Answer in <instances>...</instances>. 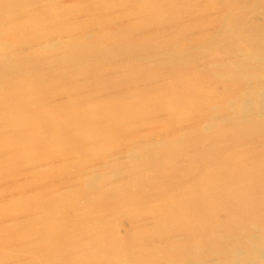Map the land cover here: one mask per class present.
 I'll use <instances>...</instances> for the list:
<instances>
[{"label":"rangeland","instance_id":"rangeland-1","mask_svg":"<svg viewBox=\"0 0 264 264\" xmlns=\"http://www.w3.org/2000/svg\"><path fill=\"white\" fill-rule=\"evenodd\" d=\"M263 42L264 0H0V264H264V176L211 174L264 133L199 143Z\"/></svg>","mask_w":264,"mask_h":264},{"label":"bare ground","instance_id":"bare-ground-1","mask_svg":"<svg viewBox=\"0 0 264 264\" xmlns=\"http://www.w3.org/2000/svg\"><path fill=\"white\" fill-rule=\"evenodd\" d=\"M158 3V2H157ZM159 9V7L157 8ZM24 12V11H23ZM28 14V13H27ZM27 17V16H26ZM244 35V34H243ZM246 36V35H245ZM242 38V37H241ZM240 40V39H239ZM247 40V39H246ZM250 40V38H249ZM225 41V40H224ZM226 42V41H225ZM231 42V41H230ZM237 42V41H236ZM239 42V41H238ZM249 42V41H248ZM48 42H46L47 44ZM250 43V42H249ZM264 43V42H263ZM39 44V43H38ZM45 44V42H44ZM221 44V43H220ZM247 44V43H246ZM41 45V44H40ZM51 45V44H50ZM242 46V44H240ZM256 45V44H255ZM262 45V44H261ZM37 46V45H36ZM35 46V47H36ZM34 47V48H35ZM38 47H41L38 45ZM37 47V48H38ZM240 48V47H239ZM236 49V48H235ZM246 50V49H244ZM248 50V49H247ZM13 52V51H12ZM248 52V51H246ZM7 53V52H6ZM11 53H9L10 55ZM249 55V53H248ZM245 57V56H244ZM259 58V57H258ZM249 58H246V60H248ZM255 62H258V59L256 61V58H252ZM262 59V57H261ZM260 59V60H261ZM263 61V60H262ZM264 62V61H263ZM250 63V62H249ZM261 63V62H260ZM256 64V63H255ZM258 64V63H257ZM264 64V63H263ZM261 65V64H260ZM264 80V79H263ZM261 83V82H260ZM264 84V82H263ZM246 86V85H245ZM194 87V86H193ZM248 87V86H247ZM258 87V86H256ZM255 87V88H256ZM250 87H248L246 90V92H242V96H240L241 98H239V101L240 102V105L239 108H240V116L238 118V120L234 121V124L232 126H227L225 129H223L222 131L218 132L217 133V137H215L216 139L214 140L213 137H210L208 135H205V134H202V138L199 140V143H211L210 146L212 147V143H216V141L218 140V138H223V137H226L228 139H238V140H244L243 138H246L247 136H254L256 137L257 135L260 136L259 134L260 133H264V85L263 86H260L259 87V90H257V92L255 94H252L251 95V92H249ZM194 89L196 90L197 88L194 87ZM244 90V89H243ZM251 90V89H250ZM247 93H250V97L252 96L253 97V102H252V99L249 97V95ZM252 93H253V90H252ZM240 95V93H239ZM248 98V99H247ZM249 98L251 99L249 102ZM250 103V104H249ZM252 103H255V108L253 107H250L252 105ZM249 110H254L253 112L255 114L253 115H248L246 116V114L248 113ZM251 114V112H250ZM244 115V117H243ZM246 116V117H245ZM215 117H219V114H216ZM253 118V119H251ZM224 123L225 121L229 122L230 121V118L228 119V116H224L221 118ZM221 120V121H222ZM233 123V122H231ZM204 124V123H203ZM210 125V124H209ZM204 127V126H202ZM211 128L209 127H205L203 128V132L205 133H208L209 130ZM192 133V132H191ZM250 137V138H251ZM261 137V136H260ZM264 137V136H263ZM191 137L189 135H183L182 137V140L183 142L185 143V145H188L189 142L191 141H194V139L192 138V140L190 139ZM253 138V137H252ZM230 139V140H231ZM191 140V141H190ZM228 140V141H230ZM247 140V139H246ZM171 141H180L179 139L176 140L175 138H172L170 140H167V141H164L163 144H161L160 146L158 147H155V149L153 151H155V153H160L159 150H162L163 147H167V146H176L175 144H170V145H166V144H169ZM220 141V140H219ZM245 141V140H244ZM243 141V142H244ZM262 141V140H261ZM158 142V141H157ZM155 142V143H157ZM146 143V142H144ZM148 143V141H147ZM150 143V142H149ZM160 143V142H159ZM139 144V143H138ZM151 144H154V142H152ZM150 144V145H151ZM234 144V143H233ZM244 145H248L247 142H244L243 143ZM135 145V144H134ZM149 145V146H150ZM159 145V144H158ZM216 145V144H215ZM224 143L220 146H223ZM232 145V144H231ZM256 145V144H255ZM143 146V145H142ZM218 146V147H220ZM249 146H247L245 149L246 150H242V149H234V147L232 146V150H228V153L226 155V159L224 162H216L214 163L213 165V168H215V173H211L213 176L217 177V178H227L228 174H232L233 176H240V177H243V179H251V180H254L255 179V182H259L261 183L262 180H259L261 179V177L264 176V150H260V151H256L255 149L253 148H249ZM133 148H135V146H133ZM215 148V146H214ZM132 149V148H131ZM261 149V148H260ZM133 150V149H132ZM139 150V148H138ZM134 150V151H131V150H128L125 151L128 155L132 154L131 156L129 155V157H127V159H130L132 158L133 161H135L137 159V155H140V150ZM120 152V151H119ZM124 152V153H125ZM121 153V152H120ZM118 153V154H120ZM111 154V153H110ZM122 155V154H121ZM119 156V155H118ZM155 156L154 153L150 152L148 154L147 157H153ZM235 157L236 160H233L232 163H229L227 165H225L227 163V161H229V159L231 157ZM122 157V156H121ZM124 158V157H123ZM225 163V164H224ZM187 164V163H186ZM213 170V172H214ZM114 172V171H113ZM210 174V173H208ZM210 174V175H211ZM90 177L87 178V180H89ZM209 179V178H207ZM264 179V178H262ZM92 180V179H91ZM250 180V181H251ZM122 182V181H121ZM264 182V180H263ZM262 184V183H261ZM219 181H212L210 183H205L203 184V187H204V191H207L205 193H213L214 191H216L215 189L219 186ZM220 187V186H219ZM218 189V188H217ZM221 189V188H220ZM220 189H218V191H220ZM238 190H239V194H238V200H235L233 202V204H231L229 207V210L234 208V206H237L239 204H242L244 202V200H246V197L250 196H254V192L253 191H256V189L253 188V186H250L248 184H241L239 185L238 187ZM214 194V193H213ZM204 199L206 198L207 195H204ZM243 201L242 203H240V201ZM206 201V200H205ZM209 201H211V198L207 199L206 203H208ZM236 250V249H235ZM219 253V252H218Z\"/></svg>","mask_w":264,"mask_h":264}]
</instances>
